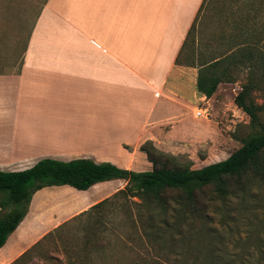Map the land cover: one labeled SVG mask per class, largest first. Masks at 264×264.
<instances>
[{"label": "crops", "instance_id": "0c3cea01", "mask_svg": "<svg viewBox=\"0 0 264 264\" xmlns=\"http://www.w3.org/2000/svg\"><path fill=\"white\" fill-rule=\"evenodd\" d=\"M205 1L47 0L18 68L0 72V171L21 172L48 158L146 172L152 166L140 150L145 142L170 155L202 148L214 128L211 111L223 110L227 97L235 109L226 112L243 118L233 103L237 84L222 83L206 98L196 89L198 69L178 63ZM198 110L207 113L196 117ZM125 184L36 192L0 249V264H12L55 224V215L40 220L37 198L62 191L97 196L73 216Z\"/></svg>", "mask_w": 264, "mask_h": 264}, {"label": "rangeland", "instance_id": "374dc122", "mask_svg": "<svg viewBox=\"0 0 264 264\" xmlns=\"http://www.w3.org/2000/svg\"><path fill=\"white\" fill-rule=\"evenodd\" d=\"M46 2L0 0V72L18 68L30 32ZM249 46H257L253 50L255 57L264 54V0H206L178 63L198 69L204 62L227 57L232 50ZM246 66L231 69L238 93L251 76ZM255 75L252 78H258ZM251 99L263 104L264 87L253 90ZM230 103L227 97L223 110L211 111L209 121L214 128L202 148L167 154L176 165L198 169L206 162L225 160L240 148L253 129L245 114L240 118L238 112H226L233 107ZM231 115H236L234 122ZM260 116L263 121L264 112ZM209 197L212 196L208 194L204 201L211 203ZM90 202L88 195L62 191L37 198L34 209L45 212L40 220L46 223L50 215L56 216L52 223L57 226L49 233L77 216H72L73 212L86 208ZM170 206V214L179 210L174 204ZM157 215L155 225L160 221ZM130 216L137 221L135 227L133 219L122 211L107 213V251L92 253L84 264H264V184L259 182L247 183L243 191L233 192L224 203L214 199L207 219L180 222L178 232L173 231V216L169 215L171 228L165 231L164 241L153 235L157 228H151L150 221L146 219L140 225L135 208ZM87 226L85 220L69 222L53 237L40 239L21 260L12 264H65L67 257L76 261L89 235Z\"/></svg>", "mask_w": 264, "mask_h": 264}, {"label": "trees", "instance_id": "16d2710c", "mask_svg": "<svg viewBox=\"0 0 264 264\" xmlns=\"http://www.w3.org/2000/svg\"><path fill=\"white\" fill-rule=\"evenodd\" d=\"M256 49L257 46H249L247 49L232 50L227 57L214 58L198 67L196 89L206 98H211L220 84L235 82L231 77V69L247 65L251 73L250 79L234 97L233 103L249 117L253 132L228 158L198 169L189 165L182 167L176 165L172 156L157 150L152 142L147 141L140 147L152 166L151 170L146 172L123 170L111 163L98 164L89 159L62 162L48 158L41 159L31 168L21 172L0 171V249L25 218L33 195L45 188L69 186L78 191H87L103 182H126L123 189L42 238L45 240L53 237L54 233L71 221L85 220L89 235L81 254L76 261L67 257L65 262L84 264L92 253L107 251L109 242L106 236L109 227L105 224V216L111 210L122 211L132 221L130 215L132 208H135L140 225L147 219L151 228H157L153 234L156 239L164 241L165 231L171 228L170 216H173L174 221L172 229L178 232L180 222H187V219H207L210 204L214 199L224 203L233 192L243 191L249 182L264 184V120L260 119L264 112V103L256 104L251 99L253 90H262L264 87V54L259 53L258 57H255L256 52L253 50ZM254 74L258 78H252ZM208 194L212 196L209 197L211 203L204 201ZM88 198L92 202L97 196L88 195ZM171 204L179 209L175 214V211L169 213ZM155 213H158L160 220L158 225H155ZM136 222L133 219V227ZM27 253L28 251L14 263Z\"/></svg>", "mask_w": 264, "mask_h": 264}, {"label": "built area", "instance_id": "2783aa9c", "mask_svg": "<svg viewBox=\"0 0 264 264\" xmlns=\"http://www.w3.org/2000/svg\"><path fill=\"white\" fill-rule=\"evenodd\" d=\"M206 113L207 112L205 110L204 111L198 110L195 115H196V117H202V116H205Z\"/></svg>", "mask_w": 264, "mask_h": 264}, {"label": "bare ground", "instance_id": "6f19581e", "mask_svg": "<svg viewBox=\"0 0 264 264\" xmlns=\"http://www.w3.org/2000/svg\"><path fill=\"white\" fill-rule=\"evenodd\" d=\"M69 131H70V130H69ZM26 136H27V138L29 139V141H31V142L33 143V137H34V136L29 135V134L26 135ZM26 136H25V137H26ZM30 136H31L32 139H30ZM65 136H66V135H65ZM68 136H69V135H68ZM29 141H28V143H29ZM25 142H27V141H25ZM21 147H22V146H21ZM29 147H30V146H29Z\"/></svg>", "mask_w": 264, "mask_h": 264}]
</instances>
